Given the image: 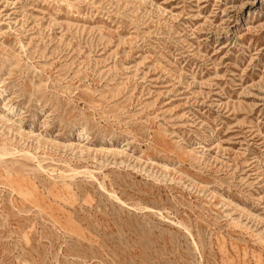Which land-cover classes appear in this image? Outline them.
Returning a JSON list of instances; mask_svg holds the SVG:
<instances>
[{
	"label": "rangeland",
	"instance_id": "1",
	"mask_svg": "<svg viewBox=\"0 0 264 264\" xmlns=\"http://www.w3.org/2000/svg\"><path fill=\"white\" fill-rule=\"evenodd\" d=\"M0 264H264V0H0Z\"/></svg>",
	"mask_w": 264,
	"mask_h": 264
}]
</instances>
